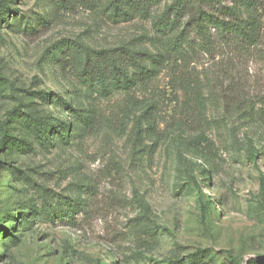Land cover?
<instances>
[{"label":"rangeland","instance_id":"374dc122","mask_svg":"<svg viewBox=\"0 0 264 264\" xmlns=\"http://www.w3.org/2000/svg\"><path fill=\"white\" fill-rule=\"evenodd\" d=\"M171 1L0 0V264H264V37L99 81L96 52L155 53Z\"/></svg>","mask_w":264,"mask_h":264},{"label":"trees","instance_id":"16d2710c","mask_svg":"<svg viewBox=\"0 0 264 264\" xmlns=\"http://www.w3.org/2000/svg\"><path fill=\"white\" fill-rule=\"evenodd\" d=\"M162 0H108L106 10L114 23L130 21L136 15L147 16L150 9ZM264 0H172L161 14L153 19L158 36L154 38V54L123 51L116 56L114 50L96 52L95 58L102 56L105 69L97 68L99 81L104 83L103 71L123 81L124 88H130L132 80H127V71L116 66V57L126 67L131 65L139 72V81L155 79L161 67L177 62L185 63L189 54L220 55L245 58L253 55L263 42L264 16L261 5ZM185 20V23L182 24ZM148 60H152L147 66ZM110 69V71H108ZM98 75V74H97ZM96 75V77H98ZM180 89L184 96H192L199 101L200 96L194 85L180 77ZM119 84L116 85L118 87ZM120 87V86H119ZM57 120L48 118L43 122L47 130L55 129ZM152 128V124H149Z\"/></svg>","mask_w":264,"mask_h":264}]
</instances>
